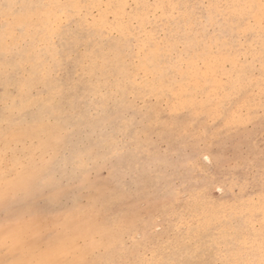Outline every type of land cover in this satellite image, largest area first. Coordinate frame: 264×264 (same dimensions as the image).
<instances>
[{
	"label": "rangeland",
	"instance_id": "374dc122",
	"mask_svg": "<svg viewBox=\"0 0 264 264\" xmlns=\"http://www.w3.org/2000/svg\"><path fill=\"white\" fill-rule=\"evenodd\" d=\"M0 264H264V0H0Z\"/></svg>",
	"mask_w": 264,
	"mask_h": 264
}]
</instances>
